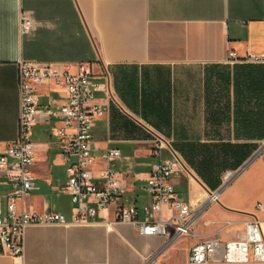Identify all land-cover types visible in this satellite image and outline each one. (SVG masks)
<instances>
[{"label": "crops", "instance_id": "crops-1", "mask_svg": "<svg viewBox=\"0 0 264 264\" xmlns=\"http://www.w3.org/2000/svg\"><path fill=\"white\" fill-rule=\"evenodd\" d=\"M22 17L32 21L27 33L19 31ZM252 57L264 58V0H0V153L17 133L19 61L88 63L110 74L113 90L92 128V147L96 155L120 151L108 166L126 184V197L139 206L151 203L145 179L156 162L149 134L157 132L172 140L186 168L172 176L176 192L198 208L222 184L223 172H236L262 149L264 61ZM37 93L36 188L25 205L70 217L67 193L60 191L57 209L43 200L64 185H53L59 181L53 167L65 173L53 133L66 93L50 84ZM94 102L105 99L98 95ZM9 189L0 178V205ZM168 214L163 207L161 217ZM252 217L264 221L262 152L200 213L194 237L166 246L162 236L110 223L111 209L101 210L87 224L28 227L22 259L0 255V264H188L192 243L235 240Z\"/></svg>", "mask_w": 264, "mask_h": 264}, {"label": "built area", "instance_id": "built-area-1", "mask_svg": "<svg viewBox=\"0 0 264 264\" xmlns=\"http://www.w3.org/2000/svg\"><path fill=\"white\" fill-rule=\"evenodd\" d=\"M31 27L32 21L22 17L19 31L27 33ZM233 56L230 52L229 60ZM251 60L264 61V58ZM16 83L20 94L17 133L0 153V178L10 187L4 196V205H0V255L22 259L25 231L30 226L87 224L96 220L99 211L109 209L112 211L110 223H129L141 236H162L167 246L178 239L194 237L200 213L216 202L220 192L233 180L235 173L225 171L222 184L207 192L200 207H191L172 183L177 170L186 171L183 160L171 139L153 132L150 153L156 162L145 179L151 203L139 206L135 199L126 197V184L108 166L120 157V151L107 148L96 155L92 147L94 123L113 100L110 74L94 72L88 63L70 66L22 60L17 65ZM43 84L61 87L66 93L65 101L58 107L60 125L53 134L67 175L64 189L71 204L70 217L56 211L36 212L25 205L26 198L36 188L32 172L36 156L32 130L39 115L37 87ZM98 95L105 99V104L94 102ZM98 164L103 166L98 168ZM163 207L169 212L165 218L161 217ZM256 207L261 208V203ZM215 261L264 264V221L250 218L244 223L242 235L235 240L210 237L189 246L188 264Z\"/></svg>", "mask_w": 264, "mask_h": 264}, {"label": "rangeland", "instance_id": "rangeland-1", "mask_svg": "<svg viewBox=\"0 0 264 264\" xmlns=\"http://www.w3.org/2000/svg\"><path fill=\"white\" fill-rule=\"evenodd\" d=\"M150 137H151V135H150ZM130 145L132 147H134L133 143L130 144ZM261 147H264V143H262ZM128 152H132V149H128ZM262 154H264V151H262ZM130 156H132L131 153H130ZM131 158L133 159V157H131ZM231 172L235 173V171H231ZM53 174L59 180L57 183L53 181L54 182L53 185L58 184L60 186V185H63V183H64V185H63L62 190L57 191L56 189H54V190L46 191L47 195L44 196L43 200H44V202H47V204H48L50 209L53 208V207L56 208L60 204L59 203V201H60V197L59 196L62 194L60 191L66 193L65 189H64V186H65V182L64 181L66 180V178H67L66 176L67 175H66V173H64L63 168L60 167V166H54L53 167ZM2 204L4 205V201L2 202Z\"/></svg>", "mask_w": 264, "mask_h": 264}, {"label": "water", "instance_id": "water-1", "mask_svg": "<svg viewBox=\"0 0 264 264\" xmlns=\"http://www.w3.org/2000/svg\"><path fill=\"white\" fill-rule=\"evenodd\" d=\"M262 151H264V147H262V149H260L255 155H253L242 167H240V169H238L236 172H235V174H234V176H233V179L237 176V175H239L250 163H251V161H253L254 160V158L255 157H257ZM229 184V183H228ZM227 184V185H228Z\"/></svg>", "mask_w": 264, "mask_h": 264}, {"label": "trees", "instance_id": "trees-1", "mask_svg": "<svg viewBox=\"0 0 264 264\" xmlns=\"http://www.w3.org/2000/svg\"><path fill=\"white\" fill-rule=\"evenodd\" d=\"M224 173V172H223Z\"/></svg>", "mask_w": 264, "mask_h": 264}]
</instances>
